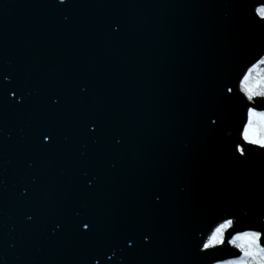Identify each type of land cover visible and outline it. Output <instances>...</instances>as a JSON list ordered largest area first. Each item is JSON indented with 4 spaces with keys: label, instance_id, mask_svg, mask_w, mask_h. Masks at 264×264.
<instances>
[{
    "label": "water",
    "instance_id": "1",
    "mask_svg": "<svg viewBox=\"0 0 264 264\" xmlns=\"http://www.w3.org/2000/svg\"><path fill=\"white\" fill-rule=\"evenodd\" d=\"M256 3L0 0V264H212L222 220L264 232Z\"/></svg>",
    "mask_w": 264,
    "mask_h": 264
},
{
    "label": "snow or ice",
    "instance_id": "2",
    "mask_svg": "<svg viewBox=\"0 0 264 264\" xmlns=\"http://www.w3.org/2000/svg\"><path fill=\"white\" fill-rule=\"evenodd\" d=\"M254 11L261 21H264V3H256ZM259 63H264V56H261L260 59L252 64L239 78V87L241 92L247 97L248 100H251L254 95L264 96V77L258 79H253L251 73L252 70ZM7 79V77H4ZM228 92H232L231 88L227 89ZM16 95V93H12ZM216 123L215 119H212V124ZM240 137L245 144L258 147L261 150H264V111H257L255 108H247V120L244 122L243 127L240 132ZM43 139L45 141L49 140L48 135H44ZM235 152L239 153L241 157L246 156L245 148L237 143L235 145ZM91 183V181H89ZM159 200V196L156 197ZM233 224L231 219H224L211 230L207 238L199 245L200 251L205 252L210 248H213L224 242V233L225 230ZM59 228V224L56 225ZM82 227L84 229H90L88 222H83ZM264 235V232L257 231L254 228H248L244 231H237L232 236L228 242L236 243V246L240 249L241 256L236 257L231 264H264V244L260 243V239ZM145 240H148V236H144ZM128 244L131 245L132 241L129 240ZM100 256H103V252H100ZM219 264V262H218Z\"/></svg>",
    "mask_w": 264,
    "mask_h": 264
},
{
    "label": "flooded vegetation",
    "instance_id": "3",
    "mask_svg": "<svg viewBox=\"0 0 264 264\" xmlns=\"http://www.w3.org/2000/svg\"><path fill=\"white\" fill-rule=\"evenodd\" d=\"M241 141H242L243 144H245L242 139H241ZM231 220L233 221V224L230 225L229 228L225 230V233H224V242L222 244L217 245V246H220V247L230 246V248L232 250L238 252V255L233 256V257H230V258H227L226 260H222V261L219 262V264H231V262H233L236 257H240L241 256L240 249L236 246V244L239 243L240 241H236V243H231V244L228 242L230 239H232V236L235 234V232L232 233L231 236L228 238V234L230 233V230L233 229V227H234V220L233 219H231ZM260 243L263 244L261 242V239H260ZM214 264H218V262H216Z\"/></svg>",
    "mask_w": 264,
    "mask_h": 264
},
{
    "label": "rangeland",
    "instance_id": "4",
    "mask_svg": "<svg viewBox=\"0 0 264 264\" xmlns=\"http://www.w3.org/2000/svg\"><path fill=\"white\" fill-rule=\"evenodd\" d=\"M251 75L254 80L260 77H264V63L257 64V66L252 70ZM256 97H264V96H261L259 94L253 96V98H256ZM257 111L259 112V111H264V110H257Z\"/></svg>",
    "mask_w": 264,
    "mask_h": 264
},
{
    "label": "bare ground",
    "instance_id": "5",
    "mask_svg": "<svg viewBox=\"0 0 264 264\" xmlns=\"http://www.w3.org/2000/svg\"><path fill=\"white\" fill-rule=\"evenodd\" d=\"M212 264H214V263H212Z\"/></svg>",
    "mask_w": 264,
    "mask_h": 264
}]
</instances>
